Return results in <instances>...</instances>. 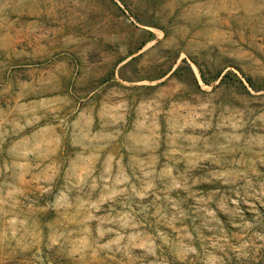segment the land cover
<instances>
[{
	"label": "rangeland",
	"instance_id": "1",
	"mask_svg": "<svg viewBox=\"0 0 264 264\" xmlns=\"http://www.w3.org/2000/svg\"><path fill=\"white\" fill-rule=\"evenodd\" d=\"M0 264H264V0H0Z\"/></svg>",
	"mask_w": 264,
	"mask_h": 264
}]
</instances>
